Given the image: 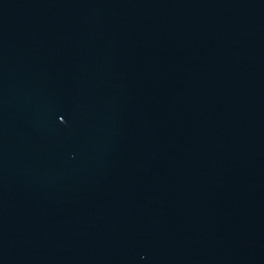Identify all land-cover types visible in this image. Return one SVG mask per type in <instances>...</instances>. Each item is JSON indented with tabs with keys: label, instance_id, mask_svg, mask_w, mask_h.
<instances>
[{
	"label": "water",
	"instance_id": "1",
	"mask_svg": "<svg viewBox=\"0 0 264 264\" xmlns=\"http://www.w3.org/2000/svg\"><path fill=\"white\" fill-rule=\"evenodd\" d=\"M0 264H264V0H0Z\"/></svg>",
	"mask_w": 264,
	"mask_h": 264
}]
</instances>
